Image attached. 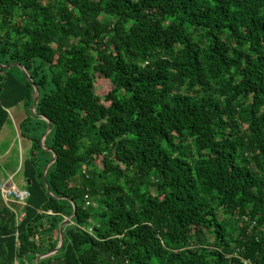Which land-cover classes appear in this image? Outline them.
<instances>
[{"label": "trees", "instance_id": "obj_1", "mask_svg": "<svg viewBox=\"0 0 264 264\" xmlns=\"http://www.w3.org/2000/svg\"><path fill=\"white\" fill-rule=\"evenodd\" d=\"M0 42V132L23 105L32 142L0 264L73 203L39 264H264V0H0Z\"/></svg>", "mask_w": 264, "mask_h": 264}, {"label": "rangeland", "instance_id": "obj_2", "mask_svg": "<svg viewBox=\"0 0 264 264\" xmlns=\"http://www.w3.org/2000/svg\"><path fill=\"white\" fill-rule=\"evenodd\" d=\"M110 88L111 83L107 78L100 75L97 76L96 93L98 95L105 94ZM27 116V111L23 105H19L10 109V121L0 133V154H2L8 148L11 150L10 162L8 164L11 163L14 169H18L20 165L23 166L24 159L30 155V149L27 148L28 138L20 134L21 131L19 128L20 123ZM39 157L42 158L43 156L40 154ZM14 180L19 187L26 186L25 181L23 180L22 170L18 171V175L14 178ZM92 207L93 209L97 208V203L95 200L93 201Z\"/></svg>", "mask_w": 264, "mask_h": 264}, {"label": "built area", "instance_id": "obj_3", "mask_svg": "<svg viewBox=\"0 0 264 264\" xmlns=\"http://www.w3.org/2000/svg\"><path fill=\"white\" fill-rule=\"evenodd\" d=\"M20 170L23 171L22 165L18 167L16 172ZM0 192H1L2 198L4 199L5 203L15 212L17 222H21L25 216L24 207L27 204V201L31 195L29 188L27 186L19 187L13 181L9 183L3 182V183H0ZM85 199H86L87 206L92 204V201L88 194L85 196ZM245 219L247 220V218ZM89 231H92V229L90 228ZM35 238L38 239V236H36ZM39 258H41V256ZM243 262L244 264H255V263H252L248 259H243ZM10 264H21V262L20 260L16 259Z\"/></svg>", "mask_w": 264, "mask_h": 264}, {"label": "water", "instance_id": "obj_4", "mask_svg": "<svg viewBox=\"0 0 264 264\" xmlns=\"http://www.w3.org/2000/svg\"><path fill=\"white\" fill-rule=\"evenodd\" d=\"M0 43H1V42H0ZM13 65H15V63H12V64H10V65H8V66H6V67H10V66H13ZM29 79H30V81L32 82V84L34 85V87H35V91H36V98H35V101H34V103H33V105H32V109H31L32 112L35 113V107H36V105H37V103H38V101H39V99H40V91H39L38 87L35 86L34 82L32 81V78H31L30 76H29ZM45 119L49 122V120H48L47 118H45ZM49 132H50V127H48L47 131L44 133V135H43V137H42V142H44V139H45L46 135H47ZM55 160H56V155H54L53 159H52V160L46 165L45 170H44V174H46L47 169L49 168V166H50ZM47 188H48V190H49L48 185H47ZM73 206H74L73 214H72L70 217L65 218V219L62 221V223L60 224V226H59V242H58L57 246L55 247V249H54L53 251H50V252H48V253H45V254L41 255V258H42V257H45V256H47V255L53 254V253H55V252H57V251H59L60 248L63 246V244H64V238H65V236H64V226L67 225V224L73 219V217H74L75 214H76V204L73 203ZM41 258H39V259L36 261L35 264H39V261H40Z\"/></svg>", "mask_w": 264, "mask_h": 264}, {"label": "crops", "instance_id": "obj_5", "mask_svg": "<svg viewBox=\"0 0 264 264\" xmlns=\"http://www.w3.org/2000/svg\"><path fill=\"white\" fill-rule=\"evenodd\" d=\"M7 124L4 125V127ZM3 127V128H4ZM2 128V129H3ZM2 131V130H1ZM1 133V132H0ZM27 148L30 149L32 148V142L31 140L28 139V145ZM23 150V148H22ZM10 154L11 150L8 148L6 151H4L2 154H0V183H9L11 181L15 182L14 178L18 175L17 168H13L12 164H8L10 162ZM12 177V178H11ZM24 180V178H23Z\"/></svg>", "mask_w": 264, "mask_h": 264}]
</instances>
